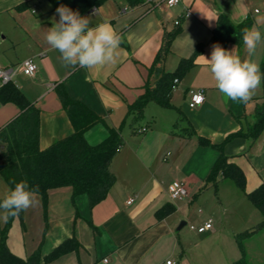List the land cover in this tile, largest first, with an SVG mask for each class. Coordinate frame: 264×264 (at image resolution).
Instances as JSON below:
<instances>
[{
  "label": "crops",
  "instance_id": "0c3cea01",
  "mask_svg": "<svg viewBox=\"0 0 264 264\" xmlns=\"http://www.w3.org/2000/svg\"><path fill=\"white\" fill-rule=\"evenodd\" d=\"M26 2L30 5L28 10H16ZM220 15H226L234 25L249 21V29L255 27L264 34V0H181L172 8L166 6L165 0H144L137 8H129L124 0L108 1L83 16L89 17L90 26L108 23L122 36L115 63L71 69L63 66L60 54L46 43L47 28L52 27L53 19L59 20L46 0H0V69L14 68L29 59L37 66L35 79L17 73L12 82L40 112L41 149L73 131L55 92L56 85L63 84L73 100L101 118L102 122L85 135L90 145H97L107 138V127L120 128L128 114V105L144 93L149 69L165 33L180 30L164 63L167 73H173L182 59L190 58L196 47L202 46L194 66L173 90L172 108L148 105L136 125L138 129L147 128L146 133L122 134L124 144L110 166L116 183L107 197L90 208L87 196L74 197L72 189L65 187L50 191L44 208L39 195L38 204L23 212V231L28 226L29 232L36 229L38 236L31 239L25 257H19L28 258L36 250L47 255L74 238L80 245L77 251L47 264H165L167 261L232 264L237 261V249L240 254L241 251L236 235L264 218H256L259 223L253 226L252 218L242 213L247 207L238 198L237 186L228 185V181H221L216 188H204L220 152L201 145L197 139L202 137L221 145L229 135L246 132L254 121V117L250 121L243 119L246 104L233 102L218 91L200 57H210L212 45L218 44L212 41V31ZM261 46L252 57L259 65L264 60ZM223 48L234 49L242 58L247 55L243 40ZM190 89H201L205 95L204 103L194 109L188 105ZM262 95L261 85L247 103L252 105L253 116L255 103ZM18 112L14 104H0V128ZM141 120L142 124L138 125ZM186 127H191L195 136L183 135L182 129ZM223 153L243 171L246 188L242 191L246 197L264 182V133L255 142L235 137L224 144ZM175 181L187 185L188 197L183 201L170 199L168 188ZM212 189L219 191L222 204L226 201L223 206L242 210L239 216L227 218L215 204L209 206L197 199ZM225 189L237 198H225ZM131 198L133 202L127 204ZM197 201L203 210L196 215L189 206ZM165 205L173 212L157 220L156 212ZM209 221L212 228L204 233L183 229L187 223L201 226ZM263 232L264 229L260 233ZM7 244L12 251L9 236Z\"/></svg>",
  "mask_w": 264,
  "mask_h": 264
},
{
  "label": "trees",
  "instance_id": "16d2710c",
  "mask_svg": "<svg viewBox=\"0 0 264 264\" xmlns=\"http://www.w3.org/2000/svg\"><path fill=\"white\" fill-rule=\"evenodd\" d=\"M53 11L60 5H65L81 16L96 9L111 0H46ZM129 8H137L144 0H124ZM30 5L22 3L16 10H28ZM249 28V21L240 25L231 23L226 15H220L217 25L212 31V41L226 46L228 43L239 44L243 30ZM176 29L165 33L161 47L149 69L148 79L144 85V93L132 104L128 105V114L120 128H109L108 136L97 145H90L86 133L102 122L94 112L83 103L73 100L63 84L55 87L58 99L72 125V133L51 144L46 149L40 147V112L26 98L21 90L12 82L0 87V104H14L18 107L17 116L0 128V177L7 183L10 190L14 188L13 181L27 180L30 186H38L43 206L46 208L50 191L70 187L73 196L85 195L90 208L102 202L116 183V178L110 166L118 151L124 144L122 130L129 122L132 132L136 133L137 122L143 117L145 108L150 104L170 109L171 97L176 86L175 79L180 80L194 66L202 46H197L192 56L182 59L173 73L164 70V63L171 52V45L179 33ZM261 71L264 72V60ZM263 95L255 103L254 121L246 132L238 131L229 135L224 144L235 137H245L252 142L257 141L264 133V83ZM132 117L129 121V117ZM181 120V119H180ZM179 126L177 123L176 127ZM183 135L195 136L191 127L182 129ZM184 132L186 134H184ZM198 143L212 147L220 152V156L210 169L205 180V186L216 188L223 180H231L239 189L245 191L246 178L243 171L223 153V146L214 145L205 138L198 137ZM247 198L264 218V182L255 190L247 193ZM3 198H0L2 200ZM173 209L165 205L156 212L157 220L165 218ZM23 226V212L9 218L4 227L0 226V264H47L70 252L77 251L79 243L68 239L57 246L47 255L36 250L28 258L14 254L8 247L7 241L10 228L15 220ZM264 229V220L253 228L237 234L235 239L241 251V258L232 264H248L244 249V238L254 235Z\"/></svg>",
  "mask_w": 264,
  "mask_h": 264
},
{
  "label": "clouds",
  "instance_id": "9594fccd",
  "mask_svg": "<svg viewBox=\"0 0 264 264\" xmlns=\"http://www.w3.org/2000/svg\"><path fill=\"white\" fill-rule=\"evenodd\" d=\"M59 20L53 19L47 28L46 43L60 54L64 67L91 69L98 65L115 63L122 36L110 24L90 26L89 17L60 5L56 8ZM246 57L219 44L212 45L210 57L200 55L210 71L218 91L233 102L247 104L264 83V72L252 59L264 34L255 27L246 28L242 35ZM14 188L0 200V219L7 221L28 211L39 202L38 186L27 180L13 181Z\"/></svg>",
  "mask_w": 264,
  "mask_h": 264
},
{
  "label": "rangeland",
  "instance_id": "374dc122",
  "mask_svg": "<svg viewBox=\"0 0 264 264\" xmlns=\"http://www.w3.org/2000/svg\"><path fill=\"white\" fill-rule=\"evenodd\" d=\"M0 41H1V35H0ZM260 45H262L261 47H263V52H264V42H262ZM181 104L182 105L185 104L183 100ZM251 106L252 105L250 104H246V110L244 112V118H243L244 121L245 120L250 121V119L251 118L253 119L254 117L253 108ZM142 122L143 120H141L138 125H141ZM122 131H123L122 134L125 136L132 133V128L130 127L129 122H127V124L124 126ZM226 181H228L226 182V183H229L228 185H234V187H236V185L231 180H226ZM235 189L238 191L237 193H239L238 198L242 199L243 202H245V205L247 207L245 210H243L242 212L243 215L251 217L253 220V226L256 225L257 223H259V221L257 222L256 218L260 217L263 219L262 214L247 199V197L245 196V194L243 193L241 189H239L238 187H236ZM7 191H10V188L7 185V183L0 177V198H3ZM224 192L226 193L223 196H225V198H227L228 200H233L234 198H237V196H234L232 192L231 193L227 192L226 189ZM220 196L221 195L219 194L218 190L217 192H215L212 189V190L205 191L201 195H198L197 199L201 198V200L207 203V205L209 206H210V203L215 204V207L218 210H220L221 215L226 216L227 218H231L232 216L233 218L239 216L242 210H240L239 212L238 208L235 209L231 206L229 207L223 206L225 205L226 201H224L222 204L221 201H223V199L221 198L222 196L221 197ZM192 204H190L189 209H191V212H194L196 215L199 213L200 209L203 210V207L198 203V201L195 202L196 205H194V203ZM5 223L6 221L0 219L1 227H4ZM189 225L190 223L189 224L187 223V225L183 229L189 230ZM23 230L24 228L21 225L20 221L16 219L10 228L9 239H10L11 249L12 251L15 252L13 253L16 254L17 256L25 257L26 252H29V243L31 239L36 238V236H38L37 235L38 233H36V229H32L29 232L28 226H27L26 231H23ZM260 232L255 233L251 239L244 240V246L246 249V260L248 264H264V232L263 233H260ZM240 257H241V254L239 253V250L237 249V258L239 259Z\"/></svg>",
  "mask_w": 264,
  "mask_h": 264
},
{
  "label": "built area",
  "instance_id": "2783aa9c",
  "mask_svg": "<svg viewBox=\"0 0 264 264\" xmlns=\"http://www.w3.org/2000/svg\"><path fill=\"white\" fill-rule=\"evenodd\" d=\"M180 2L181 0H165V4L169 8L178 5ZM176 25H179V22H176ZM17 73H22L31 79H35L37 76V66L35 65L33 60L29 59L22 62L21 64L17 65L14 68L5 69V70L0 69V81L2 82V84H6L12 81V77ZM178 82H179L178 79L174 80L175 84H177ZM187 94L189 98L188 105L192 109L201 106L205 101L204 91L201 89L198 90L190 89L188 90ZM146 131L147 128H140L137 130L136 133L144 134L146 133ZM168 191H169L170 199L172 201H183L188 197V188L186 183L183 181L173 182L169 186ZM132 202L133 199L131 198L129 199L127 204H131ZM189 228L192 231H196L198 233H204L212 228V223L211 221H209L201 226L190 225ZM165 264H172V262L167 261Z\"/></svg>",
  "mask_w": 264,
  "mask_h": 264
},
{
  "label": "water",
  "instance_id": "95a60500",
  "mask_svg": "<svg viewBox=\"0 0 264 264\" xmlns=\"http://www.w3.org/2000/svg\"><path fill=\"white\" fill-rule=\"evenodd\" d=\"M181 226H183V225H181Z\"/></svg>",
  "mask_w": 264,
  "mask_h": 264
}]
</instances>
